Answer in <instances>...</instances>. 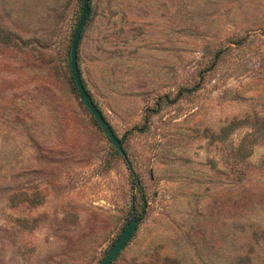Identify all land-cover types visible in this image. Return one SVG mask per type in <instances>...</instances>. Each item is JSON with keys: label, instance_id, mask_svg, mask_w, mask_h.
I'll use <instances>...</instances> for the list:
<instances>
[{"label": "rangeland", "instance_id": "374dc122", "mask_svg": "<svg viewBox=\"0 0 264 264\" xmlns=\"http://www.w3.org/2000/svg\"><path fill=\"white\" fill-rule=\"evenodd\" d=\"M90 2L132 169L82 0H0V264H264V0Z\"/></svg>", "mask_w": 264, "mask_h": 264}, {"label": "water", "instance_id": "95a60500", "mask_svg": "<svg viewBox=\"0 0 264 264\" xmlns=\"http://www.w3.org/2000/svg\"><path fill=\"white\" fill-rule=\"evenodd\" d=\"M88 15H89V0H82V9H81L80 18L74 30L71 40L70 50H69L70 74L76 89V93L79 97V100L88 110V112L90 113L94 121L97 123L100 130L104 133L108 141L115 149V151L123 158V160H126L127 154L123 148V141L116 136L112 127L106 121L103 114L101 113L99 108L95 105L92 98L86 91L78 69L77 52H78L79 42L82 33L88 19ZM140 221H141L140 218L138 219L133 218L130 220V222L125 226L119 238L115 241L113 246L109 249L105 257L102 259L100 264H111L117 258V256L121 253V251L125 248V246L128 244V242L135 234Z\"/></svg>", "mask_w": 264, "mask_h": 264}, {"label": "trees", "instance_id": "16d2710c", "mask_svg": "<svg viewBox=\"0 0 264 264\" xmlns=\"http://www.w3.org/2000/svg\"><path fill=\"white\" fill-rule=\"evenodd\" d=\"M90 12H91V2H90V0H89V15H88V19H89V17H90ZM88 19H87V21H88ZM83 34V33H82ZM81 40V39H80ZM218 57V56H217ZM77 64H78V52H77ZM79 69V68H78ZM80 72V71H79ZM81 76V75H80ZM82 79V78H81ZM82 82H83V80H82ZM83 85H84V82H83ZM84 87H85V85H84ZM85 89H86V87H85ZM86 91L88 92V90L86 89ZM89 94V93H88ZM90 95V94H89ZM91 97V96H90ZM96 105V104H95ZM145 119H148V118H145ZM146 122V121H145ZM96 125H97V123H96ZM98 126V125H97ZM125 162H126V164H127V167H128V169L129 170H131L132 168H131V165H130V163H129V161H128V159H126V160H124ZM132 177H133V180H134V182H135V184H136V186H138V188H139V194H140V197H139V201H140V205H141V214L143 215V213H144V209H145V207H146V204H147V202H146V198H145V195H144V190H143V188H142V185H141V183L139 182V180H138V178L134 175V174H132ZM136 199L135 198H133V202L135 201ZM133 218H135V217H133ZM136 219H138V218H136Z\"/></svg>", "mask_w": 264, "mask_h": 264}]
</instances>
